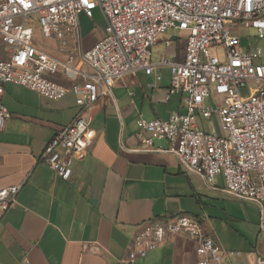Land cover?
Returning <instances> with one entry per match:
<instances>
[{
	"label": "built area",
	"instance_id": "obj_1",
	"mask_svg": "<svg viewBox=\"0 0 264 264\" xmlns=\"http://www.w3.org/2000/svg\"><path fill=\"white\" fill-rule=\"evenodd\" d=\"M96 10L105 19V34L91 49L78 52L82 65L72 55L62 58L35 43L34 15L44 37L66 47L74 42L77 49L80 15L93 18ZM251 28L264 37V0H0V130L11 117L2 101L7 84L51 100L73 93L80 111L42 156L59 177L70 179L69 159L89 146L88 108L112 94L115 82L127 74L144 72L160 81L161 69L169 68L167 99L181 94L186 111H172L167 119L139 118V149L175 154L212 188L221 176L227 194L258 206L264 235V63L256 61L262 56L259 47L243 49L239 33ZM170 31L187 33L182 60L176 54L154 55L158 37ZM178 39L163 43L171 47ZM212 49H222L223 56ZM200 118L217 122L220 131L202 128ZM161 139L168 148L155 146ZM19 190V185L0 189L3 210L16 201ZM177 234L195 241L197 264H223L224 249L188 214L143 224L125 261L144 264L149 251ZM21 264L31 261L24 258ZM254 264H264V256Z\"/></svg>",
	"mask_w": 264,
	"mask_h": 264
},
{
	"label": "crops",
	"instance_id": "obj_2",
	"mask_svg": "<svg viewBox=\"0 0 264 264\" xmlns=\"http://www.w3.org/2000/svg\"><path fill=\"white\" fill-rule=\"evenodd\" d=\"M97 13L93 18L80 15L81 43L72 55L77 65H82L78 52L88 51L105 34V19L97 20ZM175 36L178 42L184 39V53L187 33L172 32L165 40ZM253 36L254 45L240 36L242 47H259L262 56L256 61L264 63V37ZM178 42L174 52L159 54L177 55ZM161 73L160 81L144 72L127 74L115 82L112 94L88 108L89 146L69 159L73 173L67 180L42 156L53 136L80 111L73 93L51 100L21 86H5L2 101L11 117L0 130V189L19 185L20 190L7 210L0 207V264H21L24 258L31 264H128L143 224L179 214L201 221L205 234L226 252L223 264H254L264 256L255 203L227 194L221 176L217 187H209L171 152L139 149V118L167 119L172 111H186L181 94L167 99L170 69ZM155 146L168 148L169 142L156 140ZM197 260L195 241L177 234L149 251L143 263Z\"/></svg>",
	"mask_w": 264,
	"mask_h": 264
},
{
	"label": "rangeland",
	"instance_id": "obj_3",
	"mask_svg": "<svg viewBox=\"0 0 264 264\" xmlns=\"http://www.w3.org/2000/svg\"><path fill=\"white\" fill-rule=\"evenodd\" d=\"M98 11V18L97 20H104V17L102 15V13ZM31 24L34 26V41L35 43L48 50L49 52H52L56 55H59V56H62V57H67V55H74L76 54L77 52V49H76V45L75 43L71 42L69 44V47L67 45L66 46H60L61 43L56 40V39H49V38H46L43 36L42 34V31H41V28H40V25L38 23V20H37V16L34 15L31 19ZM181 34V32H179ZM239 33H240V36L244 39H247L249 43H251L252 45L255 44V41H256V37L253 36L254 33V30H252V28L250 30H247V29H240L239 30ZM183 35V34H182ZM182 35H179L181 37H183ZM172 36V31L170 32H167V33H164V34H161L159 37H158V40H159V44L154 46L153 48V52H154V55H158L159 52H174L176 50V46H172L171 48L167 49L165 46H163V43L162 41L165 40L167 37H171ZM186 37V36H185ZM184 44V39H180L179 42H178V47H177V56H178V59H182L183 58V50H182V46ZM1 46H0V52H1ZM218 52L221 56H223V51L222 49H212L211 52L212 53H215V52ZM243 94L246 95L247 94V91L244 90L243 91ZM199 124L202 128L206 129V130H210L212 127H214L217 131H220V127H219V124L217 122H214L213 125L205 120H202L201 118L199 119Z\"/></svg>",
	"mask_w": 264,
	"mask_h": 264
}]
</instances>
